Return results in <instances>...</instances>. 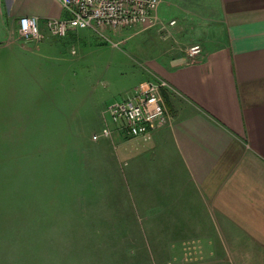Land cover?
I'll list each match as a JSON object with an SVG mask.
<instances>
[{
  "label": "crops",
  "instance_id": "0c3cea01",
  "mask_svg": "<svg viewBox=\"0 0 264 264\" xmlns=\"http://www.w3.org/2000/svg\"><path fill=\"white\" fill-rule=\"evenodd\" d=\"M157 15L164 30L105 31L120 42L125 32L126 40L144 35L132 49L153 50L135 92L168 85L161 89L167 123L140 155L116 143L119 133L114 142H95L113 180L126 181L106 210L117 223L126 216V229L139 231L147 245L203 247L206 264H264V0H161ZM25 16L41 19L43 42L19 38ZM67 16L57 0H0V55L34 68L31 80L53 79L56 69L69 74L74 65L62 46L73 39L84 45L85 35L55 38L43 24ZM195 45L202 52L192 59Z\"/></svg>",
  "mask_w": 264,
  "mask_h": 264
},
{
  "label": "rangeland",
  "instance_id": "374dc122",
  "mask_svg": "<svg viewBox=\"0 0 264 264\" xmlns=\"http://www.w3.org/2000/svg\"><path fill=\"white\" fill-rule=\"evenodd\" d=\"M79 33L84 45L62 46L74 68L53 79L31 80L34 68L0 55V264H206L203 247L147 245L126 216L117 223L106 210L126 181L113 180L92 137L106 106L140 89L153 50L132 49L144 35L126 40L125 32L120 42ZM122 138L116 143L140 155L144 142ZM121 151L113 154L125 161ZM118 168L125 175V164Z\"/></svg>",
  "mask_w": 264,
  "mask_h": 264
},
{
  "label": "built area",
  "instance_id": "2783aa9c",
  "mask_svg": "<svg viewBox=\"0 0 264 264\" xmlns=\"http://www.w3.org/2000/svg\"><path fill=\"white\" fill-rule=\"evenodd\" d=\"M67 12L64 18L43 20L45 30L55 38H65L70 32L91 30L107 40L106 30L119 31L139 27H166L158 19L161 0H57ZM38 17H21L17 33L25 43L39 44L45 39ZM169 26H174L171 21ZM201 46L188 49L190 58H197ZM168 87L165 81L151 84L146 90L135 92L129 98L109 104L102 112L103 127L93 141H112L120 133L126 140L149 142L154 131L166 125L167 114L161 89Z\"/></svg>",
  "mask_w": 264,
  "mask_h": 264
}]
</instances>
